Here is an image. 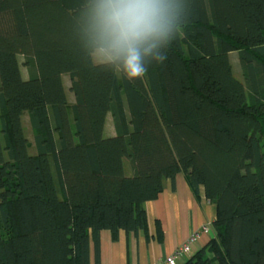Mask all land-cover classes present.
Returning <instances> with one entry per match:
<instances>
[{
	"label": "trees",
	"instance_id": "16d2710c",
	"mask_svg": "<svg viewBox=\"0 0 264 264\" xmlns=\"http://www.w3.org/2000/svg\"><path fill=\"white\" fill-rule=\"evenodd\" d=\"M85 3L0 0V264H91L92 243L100 264L101 231L147 234L144 203L178 173L217 210L184 264H264V0H180L167 58L134 83L93 66Z\"/></svg>",
	"mask_w": 264,
	"mask_h": 264
},
{
	"label": "clouds",
	"instance_id": "9594fccd",
	"mask_svg": "<svg viewBox=\"0 0 264 264\" xmlns=\"http://www.w3.org/2000/svg\"><path fill=\"white\" fill-rule=\"evenodd\" d=\"M81 7L82 39L93 66L129 83L167 58L164 46L185 22L180 0H87Z\"/></svg>",
	"mask_w": 264,
	"mask_h": 264
},
{
	"label": "crops",
	"instance_id": "0c3cea01",
	"mask_svg": "<svg viewBox=\"0 0 264 264\" xmlns=\"http://www.w3.org/2000/svg\"><path fill=\"white\" fill-rule=\"evenodd\" d=\"M68 99L70 104L74 103V96L72 101L69 96ZM107 132L106 122L105 136L114 135L115 128L113 133ZM144 208L148 217L147 234L122 230L119 238L113 240L109 230L101 231L100 264H168L166 258L180 245L190 241V252L175 259V264H184L215 236L213 222L217 214L216 206L206 198L203 187L200 188L199 196L195 195L184 173H178L174 181L166 179L163 191L155 200L146 201ZM158 222L163 231L162 239L157 234ZM205 225H211L208 232L203 231ZM197 232L199 235L191 241ZM91 264H96L93 243Z\"/></svg>",
	"mask_w": 264,
	"mask_h": 264
},
{
	"label": "rangeland",
	"instance_id": "374dc122",
	"mask_svg": "<svg viewBox=\"0 0 264 264\" xmlns=\"http://www.w3.org/2000/svg\"><path fill=\"white\" fill-rule=\"evenodd\" d=\"M230 59H231V61L233 63L235 76L238 79L242 80L241 68H240V64L238 62V54L236 52L232 53L230 55ZM20 61H21V63H23V61H24V57L23 56L20 57ZM21 69H22V72H23V76L25 78H28V69L23 64L21 66ZM63 81H64V83L67 86L66 87L67 94H68V96L70 97V99L72 101L74 94L72 93V91L70 90V87H69V85H70L69 74H64L63 75ZM22 121H23V127H24L25 134L29 138V140L31 141L29 152H30V154H35L36 153V148L33 146L35 144V142H34V131H33L32 127H31L30 122H29V113L28 112H26L23 115ZM113 127H114L113 118H112V115L109 114L108 118H107V130H108L109 133H113ZM108 132H107V134H109Z\"/></svg>",
	"mask_w": 264,
	"mask_h": 264
},
{
	"label": "built area",
	"instance_id": "2783aa9c",
	"mask_svg": "<svg viewBox=\"0 0 264 264\" xmlns=\"http://www.w3.org/2000/svg\"><path fill=\"white\" fill-rule=\"evenodd\" d=\"M211 229V225H205L203 227V231L208 232ZM199 233H195V235H193L191 237V241H193L195 239V236H198ZM190 252V241L183 243L182 245H180L176 251L169 257L166 258V263L168 264H175V259L181 255V254H188Z\"/></svg>",
	"mask_w": 264,
	"mask_h": 264
}]
</instances>
